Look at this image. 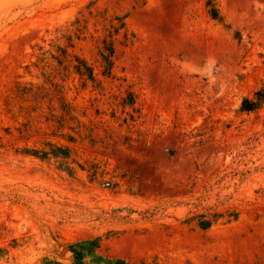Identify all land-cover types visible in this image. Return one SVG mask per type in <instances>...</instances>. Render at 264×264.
Segmentation results:
<instances>
[{"label": "rangeland", "instance_id": "374dc122", "mask_svg": "<svg viewBox=\"0 0 264 264\" xmlns=\"http://www.w3.org/2000/svg\"><path fill=\"white\" fill-rule=\"evenodd\" d=\"M263 83L264 0H0V264H264Z\"/></svg>", "mask_w": 264, "mask_h": 264}, {"label": "trees", "instance_id": "16d2710c", "mask_svg": "<svg viewBox=\"0 0 264 264\" xmlns=\"http://www.w3.org/2000/svg\"><path fill=\"white\" fill-rule=\"evenodd\" d=\"M262 103H264V83L256 90L253 97H244L241 102L240 109L242 111H252L257 109ZM87 250L85 243H80L72 246L76 264H86L84 262V254ZM114 264H128L123 260H117Z\"/></svg>", "mask_w": 264, "mask_h": 264}, {"label": "built area", "instance_id": "2783aa9c", "mask_svg": "<svg viewBox=\"0 0 264 264\" xmlns=\"http://www.w3.org/2000/svg\"><path fill=\"white\" fill-rule=\"evenodd\" d=\"M104 186H111V181L110 180H106L104 183H103Z\"/></svg>", "mask_w": 264, "mask_h": 264}]
</instances>
